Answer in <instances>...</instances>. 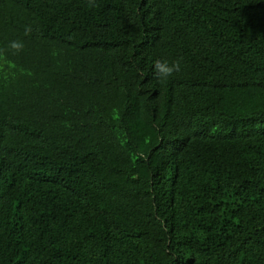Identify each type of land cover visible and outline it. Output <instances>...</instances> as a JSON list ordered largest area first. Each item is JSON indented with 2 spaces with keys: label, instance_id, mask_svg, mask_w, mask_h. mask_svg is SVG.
I'll list each match as a JSON object with an SVG mask.
<instances>
[{
  "label": "trees",
  "instance_id": "obj_1",
  "mask_svg": "<svg viewBox=\"0 0 264 264\" xmlns=\"http://www.w3.org/2000/svg\"><path fill=\"white\" fill-rule=\"evenodd\" d=\"M96 5L0 0V264H264V0Z\"/></svg>",
  "mask_w": 264,
  "mask_h": 264
},
{
  "label": "clouds",
  "instance_id": "obj_2",
  "mask_svg": "<svg viewBox=\"0 0 264 264\" xmlns=\"http://www.w3.org/2000/svg\"><path fill=\"white\" fill-rule=\"evenodd\" d=\"M87 5L90 8L96 7V0H87ZM30 31L29 28L25 29V34H28ZM11 49L19 52L23 49L24 45L21 41H12L10 43ZM155 72L159 79L167 80L168 78L172 77L174 73H178L181 71V62L179 60L173 61L172 63H168L165 61H156L155 65Z\"/></svg>",
  "mask_w": 264,
  "mask_h": 264
}]
</instances>
